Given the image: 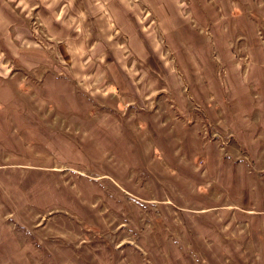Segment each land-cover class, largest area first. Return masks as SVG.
Returning a JSON list of instances; mask_svg holds the SVG:
<instances>
[{"label": "crops", "instance_id": "1", "mask_svg": "<svg viewBox=\"0 0 264 264\" xmlns=\"http://www.w3.org/2000/svg\"><path fill=\"white\" fill-rule=\"evenodd\" d=\"M213 1L0 0V140L20 148L31 137L39 141L29 155L0 152V180L13 181L0 185V200L7 192L17 199L0 202V233L18 222L16 211L31 216L72 208L56 165L107 177L104 162L134 163L137 136L148 174L171 181L196 214L190 221L193 262L171 223L160 252L150 250L151 227H141L149 260L264 264V43L256 41L245 14L233 28L248 60L231 59L223 14ZM234 1L262 17L264 0ZM206 33L218 59L211 58ZM217 66L224 68L220 78ZM167 96L190 122L152 118L166 113V105L156 103ZM24 175L45 180L24 189ZM161 191L170 193L166 186ZM25 202L30 210L22 208Z\"/></svg>", "mask_w": 264, "mask_h": 264}, {"label": "rangeland", "instance_id": "2", "mask_svg": "<svg viewBox=\"0 0 264 264\" xmlns=\"http://www.w3.org/2000/svg\"><path fill=\"white\" fill-rule=\"evenodd\" d=\"M213 2L214 8L219 10L217 14H223L220 20L224 23L225 31L222 33L229 40L231 59L247 61L248 51L246 53L238 50L240 40L238 32H234L233 25L235 24V27L239 25V20L241 22L246 14L248 28L251 27L256 31V41L264 43L260 28L261 24L264 26V1L262 2V17L259 16V11L254 13L249 10L250 6L244 8L240 2L234 0H223V2L214 0ZM248 3L253 4V2ZM238 14L241 15V18ZM229 27L230 35H227ZM204 36L207 37L206 42L209 45L211 58L218 59L212 34L206 33ZM246 37L253 43L252 37L249 35ZM251 43L247 46L248 48L250 45L253 48ZM222 68L216 67L215 73L219 76H217L218 78L224 75V68ZM183 86L186 89V86ZM185 89L182 92L184 95L187 92ZM184 99H186L187 108L190 110L193 105L191 99L189 97ZM176 103L173 97L161 98L156 105H166V113L159 116L152 115V118H156L157 122L166 119L169 121L171 118L190 122L191 115L187 112L178 114ZM136 118L141 123L138 115ZM194 118L200 124L201 131L205 133L204 121L200 120L198 116ZM138 128L144 132L142 126H138ZM122 132L130 133L127 130H122ZM22 134L26 136V132ZM143 134L145 138L150 139L148 134ZM135 141L136 144L133 143L132 146L135 151L134 163L104 162L103 165L111 172V174H106L107 177L96 179L81 173H67L68 170L61 168V165H56L58 186L65 192V200L72 204V208L64 209L65 212L56 214L44 212L40 215L35 213V215L30 213L31 216L21 214L19 216L16 211L18 222L7 226L0 233V264H158L154 257L149 260L148 254L144 253L145 248L139 237L142 231L141 227H151L153 247L150 250L160 252L164 245L162 236L167 233L166 228H169V223L178 229L184 251H187L185 257L189 262H193V248L190 241L193 230L190 221L191 217L196 214L191 211L190 201L184 194L175 193L172 183L168 179L148 174L146 167L150 164L147 163L146 155L141 154L143 148H140L137 136ZM149 141L151 142V140ZM38 142L36 137L34 139L31 137L20 148L9 147L3 140H0V152H7L14 158L18 157V153L26 152L29 155L31 146ZM119 142H122L121 137H119ZM169 163L170 165L174 164L172 161ZM170 165L167 164L168 169L171 168ZM117 166L118 172L110 170ZM10 179L2 177L0 185L8 187L13 182ZM42 180H45V177L40 175L37 177L24 175L22 187L25 189L32 182ZM98 186L103 187V190H100ZM162 186H166L170 193L161 191ZM4 198L7 202H17L13 192H7ZM6 201L0 200V202ZM27 203L25 202L22 208L27 207L30 210ZM4 222L0 212V226ZM8 227H13V229Z\"/></svg>", "mask_w": 264, "mask_h": 264}, {"label": "built area", "instance_id": "3", "mask_svg": "<svg viewBox=\"0 0 264 264\" xmlns=\"http://www.w3.org/2000/svg\"><path fill=\"white\" fill-rule=\"evenodd\" d=\"M34 24V23H33ZM36 25V24H35Z\"/></svg>", "mask_w": 264, "mask_h": 264}]
</instances>
